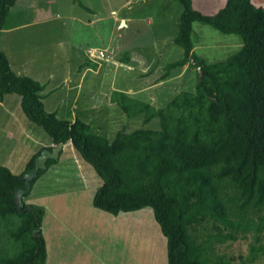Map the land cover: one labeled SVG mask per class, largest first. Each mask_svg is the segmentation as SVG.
Returning <instances> with one entry per match:
<instances>
[{
	"label": "trees",
	"instance_id": "obj_1",
	"mask_svg": "<svg viewBox=\"0 0 264 264\" xmlns=\"http://www.w3.org/2000/svg\"><path fill=\"white\" fill-rule=\"evenodd\" d=\"M19 1L0 0V103L7 94L20 95L27 117L55 143H73L103 180L94 206L116 216L153 208L167 237L169 264H236L218 247L251 233L250 252L240 259L254 262L264 256V214L250 216L264 209V6L227 0L207 14L194 0H177L183 10L175 42L184 56L169 62L163 77L192 64L200 69L196 88L181 91L165 107L113 91L112 102L128 119L143 117L147 125L158 118L161 127L124 128L111 140L79 117L64 119L48 111L46 84L13 70L1 42ZM195 22L237 34L243 46L225 60L210 62L195 52ZM129 61L128 55L122 60ZM42 150L22 174L0 165V241L7 228L12 243L0 264L47 263L46 207L24 200L32 190L19 195L23 211L16 198L17 189L25 187L22 177ZM58 162L50 159L33 185Z\"/></svg>",
	"mask_w": 264,
	"mask_h": 264
},
{
	"label": "rangeland",
	"instance_id": "obj_2",
	"mask_svg": "<svg viewBox=\"0 0 264 264\" xmlns=\"http://www.w3.org/2000/svg\"><path fill=\"white\" fill-rule=\"evenodd\" d=\"M226 2L194 0L196 8L207 14L217 12ZM253 2L264 6V0ZM182 10L177 0H20L12 10L10 25L2 33V50L15 72L21 71L20 74L45 84L52 76L44 92L48 111L64 119L79 117L113 140L124 128L130 132L141 127H161L158 118L147 125L143 117L128 119L112 102L113 91H125L157 107H165L181 91L195 90L200 69L192 64L163 77L166 65L184 56V49L175 42ZM194 28L195 52L210 62L225 60L243 46L244 40L237 34L224 33L201 22H195ZM127 55L130 61L122 62ZM83 64L86 65L82 67ZM3 103L0 104V165L20 174L32 151L51 137L27 117L20 95H7ZM75 158L79 170L89 169L93 176L90 187L97 190L103 184L102 178L82 157ZM77 174L75 167L65 163L58 171L51 168L33 185L29 196L38 201L42 196H53L55 203L59 194L68 193L63 199L64 207L70 219L79 216L70 228L78 234L84 232L83 238L78 235L83 242L77 245L79 250L64 251L65 258L61 255L58 263L166 264L167 237L153 208L135 211L131 217L120 219V224L93 218L85 222L88 198L79 195L78 190L84 185ZM29 197L24 200L28 202ZM38 205L44 204L38 202ZM259 214H264V209L250 212L255 219ZM90 223H95L98 230L87 229ZM122 223L132 224L124 227ZM70 228L66 229L69 233ZM8 234L4 228L0 255L12 250ZM74 240L70 242L77 244ZM253 240L251 233L237 241L228 240L218 249L228 257H235L236 264H244L246 258L242 260L240 255L248 256ZM52 251L51 247V255ZM246 263L264 264V256Z\"/></svg>",
	"mask_w": 264,
	"mask_h": 264
},
{
	"label": "crops",
	"instance_id": "obj_3",
	"mask_svg": "<svg viewBox=\"0 0 264 264\" xmlns=\"http://www.w3.org/2000/svg\"><path fill=\"white\" fill-rule=\"evenodd\" d=\"M17 73L20 74L21 71H18ZM52 79L53 78L51 76L49 81L46 83V87L49 83L52 82ZM44 92H45V90H44ZM44 92H43V94H45ZM13 94H16V93H13ZM7 95H10V94H7ZM21 100H22V97H21ZM3 102H1L0 104L3 105L4 104ZM72 109H73V107H72ZM72 112H73V110H72ZM71 120H74V119H71ZM11 135L14 136L13 133H11ZM56 144L57 143L54 142L52 137L50 138V140L48 139L47 141L39 143L40 147L37 149H34L32 151V154L30 155L28 161L26 162L25 169L20 174H22L26 170L28 163L31 161V159L34 157V155H36L40 151V148L53 147ZM76 155H78L80 158L82 157L80 155V153L76 150V148L74 147L72 142L64 144V148H63L62 154L59 158V162L56 163L55 165H53L52 167H50V169L56 168V171H58V167H60V165H62L63 163H65V165H69V167L73 166V168L75 167L77 169L78 174L76 176L83 179V185H84V187L81 190H78V191H81L79 193V195L80 196L86 195L88 198V205L89 206L87 208L88 211H86V212H88V215L84 217L85 222H89L88 219L93 218V219L98 220V221H100V219L105 220L108 224L115 223V222L119 223L120 219H122L123 217L130 216V215L136 213L135 211H133V212H121L118 216H116L112 213H109L107 211H104L102 209L95 207L93 204V199H94V196H95V193L97 190L90 187V183H91V180L93 179V176H92L91 172L89 171V169L85 168L86 171L90 172V173H87L84 170L78 169V167L75 164L76 163V158H75ZM17 175H19V174H17ZM64 175H66V173H64L63 176ZM38 181L36 182V184L38 183ZM67 194L68 193L59 194L57 197V200L55 202L57 204H55L52 201L54 198L53 196H42L40 198V201L30 198L29 197L30 195L27 196V197H29L28 198L29 200L27 203L38 204V202H40V203L44 204V206L46 207V214H45L44 223H43V231H44L46 241H47V246H48V259H47L46 264H61V263H58L59 262L58 259L61 257L63 252L65 251V253H68L71 249L72 250L73 249L79 250L76 247L78 244L83 242L80 240V236L82 237L84 235V232H83V234L80 232H79L80 234H78V231H76L75 229L71 230V228H70L71 225L75 221L79 220V216L77 218L72 216L73 219H70L69 211H67V208L64 207V205H66V204L63 201V199L66 197ZM51 201H52V203H51ZM70 212H72V211H70ZM80 214H83V213H80ZM98 221L95 223H99ZM95 223H90L88 226H86L87 229L91 228V229H94L95 231L98 230L99 227L95 226ZM130 225L131 224H128V223H122L121 224V226H124V227L130 226ZM69 228L71 231L70 233H69V231H66V229H69ZM92 232H94V231H92ZM71 233L74 234L75 236L70 235ZM78 235H80V236L78 237ZM73 238L76 239L74 241H76L77 244H72L70 242V239H73ZM57 241H59V247H57ZM166 242H167V238H166ZM83 244H85V243H83ZM51 247L53 250L52 255L50 252ZM63 257L65 258V256H63ZM61 259H62V257H61ZM167 263H168V255L166 256V264Z\"/></svg>",
	"mask_w": 264,
	"mask_h": 264
},
{
	"label": "water",
	"instance_id": "obj_4",
	"mask_svg": "<svg viewBox=\"0 0 264 264\" xmlns=\"http://www.w3.org/2000/svg\"><path fill=\"white\" fill-rule=\"evenodd\" d=\"M124 23V22H123ZM63 142L57 143L52 148L45 147L41 154L35 160V166L28 170L22 179L25 180V187H20L16 191V198H17V207L19 210L23 211V203L19 195L23 196L25 193L29 192L33 188V181L39 176L40 170L48 169V161L50 159H59L63 148Z\"/></svg>",
	"mask_w": 264,
	"mask_h": 264
}]
</instances>
